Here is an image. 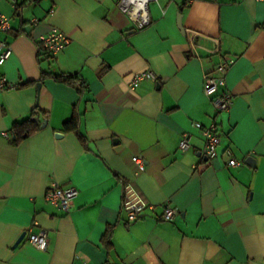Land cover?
Masks as SVG:
<instances>
[{"label": "crops", "instance_id": "crops-1", "mask_svg": "<svg viewBox=\"0 0 264 264\" xmlns=\"http://www.w3.org/2000/svg\"><path fill=\"white\" fill-rule=\"evenodd\" d=\"M22 1L0 0L10 18L0 39L11 49L0 79L13 85L0 89V264H264V4L158 0L137 29L119 0L15 9ZM52 29L70 41L53 57L37 42ZM223 57L233 63L217 95L233 105L217 112L203 75ZM144 70L157 83L131 91V74ZM75 109L84 142L63 130ZM31 116L46 126L14 144L12 125ZM211 125L220 143L206 160ZM185 134L191 147L181 151ZM227 150L239 167L227 165ZM52 181L78 190L67 214L44 199ZM123 184L153 205L133 222L121 211ZM165 203L178 211L173 222L161 219ZM29 229L46 232L44 251L25 237L14 246Z\"/></svg>", "mask_w": 264, "mask_h": 264}, {"label": "built area", "instance_id": "built-area-1", "mask_svg": "<svg viewBox=\"0 0 264 264\" xmlns=\"http://www.w3.org/2000/svg\"><path fill=\"white\" fill-rule=\"evenodd\" d=\"M16 1V0H15ZM176 1V0H170ZM193 0H186L191 3ZM261 4H264V0H255ZM158 2V0H119L117 3V9L125 14L134 27L142 29L149 25L150 17L148 12V6L150 3ZM17 9L16 3L14 4ZM164 13V10H161ZM10 30V18L0 14V32L6 33ZM195 37L191 38L194 43ZM37 42L40 45V49L48 56H55L60 51L65 49L69 45V38L57 29H52L47 34L38 37ZM11 54L10 46L0 39V65H3ZM233 60L228 57L223 59L206 71L203 75V93L211 100V103L217 112L228 111L233 105V98L229 93L217 95L218 89L225 85L226 73L229 67L232 65ZM158 77L151 70H144L141 72L133 73L130 76L128 83L131 91L135 90L141 83L150 82L152 84L157 83ZM13 85L7 83L5 79H0V89L8 90L12 89ZM202 136L204 138V147L202 149V155L207 160H212L216 157V149L220 143V138L215 131V126L202 129ZM191 136L185 134L182 136L178 148L181 151L189 150ZM229 160L227 165L229 167H239L241 161L235 160L232 157L231 151H226ZM132 162L136 167L137 174L145 172V161L140 156H133ZM78 195V190L74 187H61L58 182L52 181L47 188L44 199L47 204L52 206L57 211L67 214L69 213L74 199ZM153 205L143 200L131 186V184H123V196L121 202V211L125 213L127 221L133 222L145 215L147 210H152ZM178 211L176 208L171 207L168 203L164 204L161 219L164 222H173L177 216ZM25 238L34 248L44 251L47 248V235L44 230L37 232L29 229Z\"/></svg>", "mask_w": 264, "mask_h": 264}, {"label": "trees", "instance_id": "trees-1", "mask_svg": "<svg viewBox=\"0 0 264 264\" xmlns=\"http://www.w3.org/2000/svg\"><path fill=\"white\" fill-rule=\"evenodd\" d=\"M37 1H40V0H23L21 3H18L16 5H17L18 10H21L27 3H32V2H37ZM42 75L46 77V76H49L50 74H46L42 72ZM52 78L58 82L66 83V84L73 85V86L77 85L79 90L82 89V84H79V82H77L75 76L56 75V76H52ZM80 123H81L80 114L78 113V110L75 109L71 119L63 125V130L64 132H67V133L75 132L79 140L81 142H84L85 140L84 136L80 132ZM37 130H38V127L32 121V116L20 122L14 123L11 128V133L13 136L14 144L20 143L23 139L35 133ZM104 245H105V248L107 249L111 247L109 236L106 237Z\"/></svg>", "mask_w": 264, "mask_h": 264}, {"label": "water", "instance_id": "water-1", "mask_svg": "<svg viewBox=\"0 0 264 264\" xmlns=\"http://www.w3.org/2000/svg\"><path fill=\"white\" fill-rule=\"evenodd\" d=\"M177 24H178V27L182 30L180 15H178V17H177ZM37 87L39 88V84L37 85ZM33 122L35 123V125L39 126L40 128H44L46 126V122H43L42 124H40L37 118H34ZM56 136L61 137V134L57 133ZM204 159H206V158H204ZM246 162L247 163H253V159L252 158H246ZM25 234L26 233L21 234V236L15 242L14 246H17L24 239Z\"/></svg>", "mask_w": 264, "mask_h": 264}]
</instances>
